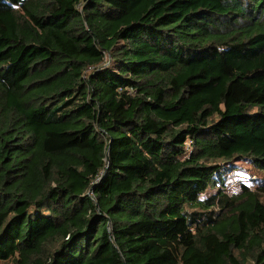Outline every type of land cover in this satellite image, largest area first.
Wrapping results in <instances>:
<instances>
[{"label":"trees","instance_id":"1","mask_svg":"<svg viewBox=\"0 0 264 264\" xmlns=\"http://www.w3.org/2000/svg\"><path fill=\"white\" fill-rule=\"evenodd\" d=\"M234 160L264 171V0H0V264H264Z\"/></svg>","mask_w":264,"mask_h":264},{"label":"rangeland","instance_id":"2","mask_svg":"<svg viewBox=\"0 0 264 264\" xmlns=\"http://www.w3.org/2000/svg\"><path fill=\"white\" fill-rule=\"evenodd\" d=\"M220 178L223 180V186L220 187L225 193L231 195L239 192L241 185L253 187L254 185L263 183L264 171H258L247 160H234L230 164L223 166V169L220 171ZM220 187L217 186L216 188ZM215 191L216 189L208 191V193H213Z\"/></svg>","mask_w":264,"mask_h":264}]
</instances>
